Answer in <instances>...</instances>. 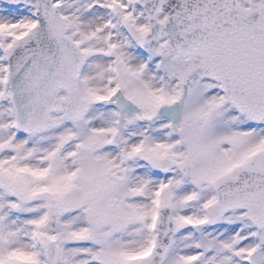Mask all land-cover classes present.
<instances>
[{
  "label": "snow or ice",
  "instance_id": "1",
  "mask_svg": "<svg viewBox=\"0 0 264 264\" xmlns=\"http://www.w3.org/2000/svg\"><path fill=\"white\" fill-rule=\"evenodd\" d=\"M0 264H264V0H0Z\"/></svg>",
  "mask_w": 264,
  "mask_h": 264
}]
</instances>
